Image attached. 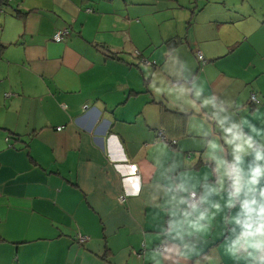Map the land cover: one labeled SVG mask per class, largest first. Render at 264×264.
<instances>
[{"label":"crops","instance_id":"obj_1","mask_svg":"<svg viewBox=\"0 0 264 264\" xmlns=\"http://www.w3.org/2000/svg\"><path fill=\"white\" fill-rule=\"evenodd\" d=\"M2 3L0 264H260L231 245L264 160L224 129L264 144V0Z\"/></svg>","mask_w":264,"mask_h":264},{"label":"clouds","instance_id":"obj_2","mask_svg":"<svg viewBox=\"0 0 264 264\" xmlns=\"http://www.w3.org/2000/svg\"><path fill=\"white\" fill-rule=\"evenodd\" d=\"M150 74V71L146 68L145 75ZM198 94V92H197ZM210 101H205L208 103ZM247 122V121H242ZM236 127L225 128L224 131L232 133L231 137H225L226 142L231 143L233 140L239 141L234 144V154L237 161L240 159L241 154L246 153L249 149H252L254 157L256 160H264V144H261L257 147H253V139L251 136L245 137L242 133H233L232 129ZM249 127L252 131L259 132L253 125L249 124ZM264 175V165L257 164L254 167L249 168V175L247 181L245 182L248 185H255L258 182V178ZM244 184L242 183L240 175L237 174L233 176L232 180V189L228 194V199L226 204L231 206L235 199L238 197L241 192ZM249 191H255L254 188H250ZM213 192H219V181L217 182L216 187L208 186L206 192L199 197L201 201L206 200L207 196ZM259 196L261 202L258 203L255 196L250 199H244L241 203V211L243 213V218L241 219L238 214L237 217H234L237 223L241 225V231L238 237L232 241L231 250L235 251L237 248H250L253 251L248 252L249 256H252L254 260L259 261L260 264H264V187L259 190ZM219 207V205H214ZM193 210H196L197 205L194 202L191 205ZM190 215V213H185V217ZM206 211H200L195 219L187 221L193 228L200 227V220L204 219ZM256 253H259L256 255Z\"/></svg>","mask_w":264,"mask_h":264},{"label":"built area","instance_id":"obj_3","mask_svg":"<svg viewBox=\"0 0 264 264\" xmlns=\"http://www.w3.org/2000/svg\"><path fill=\"white\" fill-rule=\"evenodd\" d=\"M9 1H11V0H9ZM87 11H91V9H89V8H87L86 9ZM69 33V31H68V29L67 28H63V29H58V30H56L55 31V33H54V35H53V40L54 41H60V40H62L67 34ZM196 56H197V59L199 60V61H204L205 59H204V57H203V55L200 53V52H198L197 54H196ZM250 100L252 101V102H258V99L256 98V96L254 95V94H252L251 95V97H250ZM58 129H60V127H58ZM166 133H165V130H159L158 131V136L160 137V138H162V139H164L165 140V137H166V135H165ZM189 197V202H190V204H193L194 202L196 203V205L200 202V199H199V194L197 193V192H195V191H191V192H189V195H188ZM120 198H121V201H123V199H124V197L123 196H120ZM86 239V237L85 236H79V240L80 241H84ZM160 248H162V246L160 247Z\"/></svg>","mask_w":264,"mask_h":264},{"label":"trees","instance_id":"obj_4","mask_svg":"<svg viewBox=\"0 0 264 264\" xmlns=\"http://www.w3.org/2000/svg\"><path fill=\"white\" fill-rule=\"evenodd\" d=\"M6 2H9V0H3V3L2 4L4 5V3H6Z\"/></svg>","mask_w":264,"mask_h":264}]
</instances>
